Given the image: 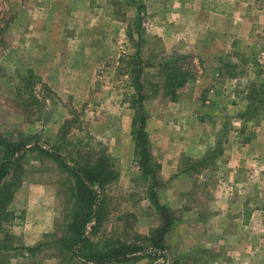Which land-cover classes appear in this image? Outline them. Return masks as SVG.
Instances as JSON below:
<instances>
[{"label":"rangeland","instance_id":"374dc122","mask_svg":"<svg viewBox=\"0 0 264 264\" xmlns=\"http://www.w3.org/2000/svg\"><path fill=\"white\" fill-rule=\"evenodd\" d=\"M222 3L225 13H234L237 32L230 39L234 50L221 48L214 53L211 44L220 39L202 30L203 17L197 20L170 16L178 4L176 0H0V133L10 140L30 138L37 146L52 151L58 145L57 152L66 160L81 150L84 154L92 151L105 155L113 162L118 176L104 188L102 222L97 229L87 228L86 236L92 249H102L105 243L107 248L113 247L119 242L142 249L105 264H166L154 263V259L164 258L159 249H151L149 241L151 229L163 223L149 198L153 188L160 203L159 191H165L171 183L191 186L185 194L179 192L177 198L196 204L214 198L210 185L228 184L224 156L236 150L239 127L234 124L243 117H257V112L249 111L243 116L245 112L232 110L230 103L235 102V96L229 91L230 81L225 79L227 75L240 77L236 89L240 97L253 89V94L264 99V86H259L264 82V0H190V9H203L202 4L220 8ZM50 24L58 26L59 31L51 35L60 41L47 51L40 47L43 33L38 30ZM221 24L228 29V21ZM193 40L199 43L195 49ZM228 41L223 39L222 46ZM203 42L208 43L206 50L201 47ZM179 45L183 51H179ZM172 55L179 58L171 60ZM137 68L144 87L147 149L156 162L164 154L177 157L183 150L182 143L190 145L193 138L196 142V129L193 137L179 131L180 149L175 145L173 151L163 141L169 135L157 130L170 122L166 120V109L172 100L164 94L163 86L166 72L177 68L189 78L177 89L176 99L192 100L193 115L202 118L204 131L199 133L198 142L204 147L189 149L199 155L197 152L203 150V157L196 160L182 155L178 168L194 164L190 170L196 171L195 164L200 163L197 170L201 176L164 177L160 175V165L156 186H151L150 174L144 177L131 134L134 109L130 96L135 92L132 70ZM214 84L223 95L221 99L213 96L211 100V95L205 93ZM205 98L209 99L208 105L202 102ZM255 104H259L258 99ZM70 118L71 133L60 141L58 131ZM21 171V183L7 209L9 220L0 221V264H77L76 259H71L77 248L66 244L74 238L79 220L74 215L73 179L61 165L37 152L25 153ZM243 196L241 192V200ZM171 212L174 222L166 234L177 228V236L182 238L190 228L178 224L182 210ZM38 244L35 255L30 256L24 249ZM217 244L222 248L215 252V258L224 262L228 249L223 246L232 242ZM248 246L263 255L264 241L248 242ZM188 248L187 257L181 259L183 264H209L207 261L214 255H200L202 250L190 242ZM163 254H167V264L180 261L172 252ZM236 264L245 263L237 260Z\"/></svg>","mask_w":264,"mask_h":264},{"label":"crops","instance_id":"0c3cea01","mask_svg":"<svg viewBox=\"0 0 264 264\" xmlns=\"http://www.w3.org/2000/svg\"><path fill=\"white\" fill-rule=\"evenodd\" d=\"M176 1H178V4L170 11L171 17L184 19L196 18L197 20L198 17H203L204 22L202 30H204L205 33L213 32L220 39L218 43L213 41L211 44L214 45V53L220 51L221 48L234 50L233 44L230 41L231 36L236 37L237 32L234 13H214L206 9H200L201 7L198 9H190V0ZM193 3H195V1ZM193 6L196 7L195 4H193ZM46 13L51 14L53 12L51 10H46ZM225 20L228 21V29L223 28L221 24V22ZM57 27L58 26L50 24L45 25L42 30H38V32L43 33L40 40V43H42L40 47L42 49L48 51L54 47L56 42L60 41L59 38L51 35L59 31ZM195 35L196 33L193 34V37H195ZM225 38H228L229 41L226 42V46H222V40ZM193 41V47L195 49L198 47L199 43L197 40ZM205 44L208 43L203 42L201 45L204 50L207 48ZM180 47L179 51L182 50V46ZM216 64L218 63L216 62ZM239 78L240 77L237 75H227L225 79L228 80V82L230 81L231 86H229V91L235 96V102L230 103L232 104L230 106L232 110L236 113H244L246 111L264 112V108L261 104L250 105L251 101L247 98V94L246 96H239L236 90L240 81ZM197 79L199 83L200 80L199 78ZM218 89L216 84L210 85L205 93H207L208 96L211 95V100L213 96L217 99H221L223 95ZM222 92H225V90H222ZM202 102L208 105L209 99L205 98ZM167 107L166 120H170V122L162 124L157 128L159 133L166 132L169 135V137L166 138L167 140H163L165 144L170 147L172 146L173 151L175 150V145L180 149V142L178 141L179 131L186 135H192L193 137L192 132L196 129L197 139L196 142L195 138L189 141L191 146L182 143L183 150H179L177 157L169 154L160 156L158 158V162H160L161 165L160 175L164 177L177 175L178 178L189 177V175L192 174L196 176L200 174L201 176L200 171L185 170V168L179 170L178 159L182 155L192 157L196 160L202 159L203 150L197 152L200 153L199 155L190 153L191 149H189L190 147L199 146L201 144L198 140L200 137L199 133L204 131L201 124L202 118L199 119L193 115V103L192 100L190 101L189 99L184 100L179 98L174 101H169ZM174 122H177V125H174ZM234 125H238L239 127L236 132L237 139L234 146L236 150L229 153L228 156H224L226 157V162H228V173L226 175L228 184L224 186L219 184L210 185V192L214 198L210 197L211 199L199 201L196 202V204H190L186 199H178L177 195L179 192L185 194L189 191L191 186H180L175 183L168 185L165 191H159L161 196L159 200L160 203L166 205L172 211L175 209L182 210L183 216L181 219H178V224L179 226H186L190 228V230L186 233L184 232L182 238L177 236V228L166 234L164 238V249L160 250L162 255L161 258L163 257L164 260L154 259V263L166 262L167 264V254L163 253L168 251L172 252L174 256L176 255L180 259V261L174 262V264H183L181 259L187 257L186 252L189 250L188 246L190 242V245L193 244L196 249L202 250L200 255L203 253L214 254L212 256L214 258L211 257V259L207 261L209 264H236L237 260L245 264H264V252L263 255H261L259 252L251 251L252 246H248V242L264 241V114L258 119H251L249 117L240 118L238 123L236 122ZM242 129L244 130L242 131ZM203 135V137H206V134ZM200 147L204 146L200 145ZM243 163H245V166H243ZM241 192L244 194L242 200L240 197ZM225 193H227V197L224 196ZM231 193L232 196L229 197ZM234 209L236 211L230 214ZM194 227H196L195 230ZM46 230L45 227L42 231L45 232ZM181 230L185 231L187 229L183 228ZM241 230L244 232H241ZM219 241L232 242L230 246H223V249H228L227 255L224 257V262H222L223 259L220 257L215 258V252L222 248L217 244ZM237 242H244V245L242 246V244H238ZM172 246H174L175 249L172 248ZM229 250L231 252H229ZM228 255L231 258H229ZM199 264H205V261Z\"/></svg>","mask_w":264,"mask_h":264},{"label":"trees","instance_id":"16d2710c","mask_svg":"<svg viewBox=\"0 0 264 264\" xmlns=\"http://www.w3.org/2000/svg\"><path fill=\"white\" fill-rule=\"evenodd\" d=\"M223 5V3L220 4V8H218L216 6L209 7L207 4H202V8L223 14L225 13L224 9L221 8ZM236 49H239V47ZM178 58L179 57L172 55L171 60H177ZM167 63H169V61L164 64L165 69L167 67ZM176 69L166 72L163 84L165 89L164 94L168 95L169 99L172 101L176 100L177 89L189 81V78L184 72H177ZM139 71V68L132 70V72H135V76L132 77L133 80L131 85L135 88V92L130 96V105L134 109V114L131 120V134L135 143L134 154L137 158L136 161L141 167L144 177L147 174H150V177L152 178L150 184L154 187L158 183L156 173L160 169V164L152 159L150 152L147 149L149 142L145 131L146 115H144L142 105L143 99L145 98L144 94H142L144 87L141 82ZM259 86L263 87L264 82H261ZM253 93L254 90L252 89L250 90V94L247 95V98L251 100L250 105H253V102L258 99V103L264 108V99ZM258 93H263V91ZM246 113H248V111H246L243 116ZM263 114L264 112L259 111L257 112V117L252 115L251 119H258ZM72 124V118L64 120L58 131L60 141H63L65 137L71 133L70 128ZM0 149H2V156L0 157V221L9 220V211L7 209L13 197L14 191L21 183L22 161L25 153L37 152L57 162L73 179V197L76 205V212L74 215L75 218H79V220H76V234L74 238L71 241L68 240V243H66L67 241H62L66 243L69 248H77L75 250L76 252H74L71 256V259H76L77 264H90L91 262L95 264H105L111 260L127 258L128 256L141 251L142 248H139L134 244H127L124 242H119L118 245L113 247H110V245L108 248V244L105 243L102 249H92L90 238L86 236L89 233H87V228H90L91 230L97 229V227L101 224L102 217L105 213L103 209L104 188L118 176V172L113 162H111L108 157H105V155L102 154L97 155L92 151L85 152L84 154L81 150H77L76 154L70 155L69 160H66L59 154V152H57L59 149L58 145L53 146L52 151L42 148L41 146H37L35 142L30 141V138L10 140L1 133ZM199 162L202 161L200 160ZM199 164H195L196 171H199L197 170L199 169ZM192 167H194V164H189V167H186L185 170L191 169ZM149 198L152 200L155 208L159 211L163 219L162 224L150 231V246L151 249L163 250L164 237L172 227L174 214L166 205L158 202L154 188L150 191ZM79 211L81 212L80 216L77 214ZM6 248L10 249L11 246H7ZM39 248L40 244L27 246L24 249L30 256H32L35 255Z\"/></svg>","mask_w":264,"mask_h":264}]
</instances>
